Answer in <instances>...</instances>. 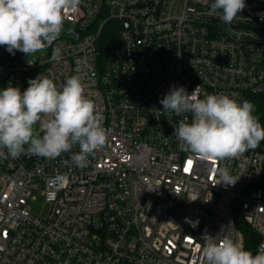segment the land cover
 Returning <instances> with one entry per match:
<instances>
[{"label": "built area", "instance_id": "1", "mask_svg": "<svg viewBox=\"0 0 264 264\" xmlns=\"http://www.w3.org/2000/svg\"><path fill=\"white\" fill-rule=\"evenodd\" d=\"M213 2L80 0L65 13L68 31L43 57L0 46V80L26 72L59 87L79 76L109 132L83 169L71 164V153L0 158V264H206L205 235H226L244 247L235 213L259 237L253 254L264 251L263 153L202 162L174 136L184 117L163 112L160 103L183 86L200 98L248 100L258 116L264 0H245L230 25L208 14ZM109 21L115 24L103 46ZM56 45L59 62L51 59ZM217 166L239 177L234 186L216 184ZM36 190L48 204L45 216L29 210Z\"/></svg>", "mask_w": 264, "mask_h": 264}, {"label": "clouds", "instance_id": "2", "mask_svg": "<svg viewBox=\"0 0 264 264\" xmlns=\"http://www.w3.org/2000/svg\"><path fill=\"white\" fill-rule=\"evenodd\" d=\"M79 4L80 0H0V46L12 55L19 51L28 56L53 46L65 30V13ZM245 7V0H214L208 14L230 25ZM61 58V47L56 45L51 59ZM28 85L23 92L13 86L0 90V158L29 153L55 159L71 153V164L86 168L89 156L108 142L109 132L80 77L70 76L58 87L53 79L38 75ZM160 103L163 112L184 117L174 127V136L181 150L202 162L235 159L264 141V126L248 100L238 102L224 93L200 98L197 89L189 94L183 86H173ZM76 146L79 152L72 153ZM212 172L218 177L216 184L234 186L239 179L226 166ZM203 239L206 264H264V251L254 255L226 235Z\"/></svg>", "mask_w": 264, "mask_h": 264}, {"label": "rangeland", "instance_id": "3", "mask_svg": "<svg viewBox=\"0 0 264 264\" xmlns=\"http://www.w3.org/2000/svg\"><path fill=\"white\" fill-rule=\"evenodd\" d=\"M64 29L65 30L63 33L67 32L69 27L67 25H64ZM48 49L49 47L43 51L29 56L27 54L21 52L20 53L24 58L38 59L43 57L48 52ZM30 79H35V77H33L30 73L26 72H19V74H8L4 80H0V90H3L8 86H13L18 87L21 92H23L29 86L28 81ZM33 196L34 198L28 201L30 212L37 216H45L48 211V204L45 202L44 197L40 194L38 190L34 191Z\"/></svg>", "mask_w": 264, "mask_h": 264}, {"label": "trees", "instance_id": "4", "mask_svg": "<svg viewBox=\"0 0 264 264\" xmlns=\"http://www.w3.org/2000/svg\"><path fill=\"white\" fill-rule=\"evenodd\" d=\"M115 23L112 21L108 22V26H104V29L102 30L101 38L105 41H103V46H106L107 44V38L109 35V32H107V29H109V25H114ZM257 113H258V120L261 123L262 126H264V94H261L257 97ZM260 152L264 155V141H261L256 147ZM234 220L235 225L237 228L243 233L244 235V248L246 250H250L253 253V250L259 240V237L257 233L250 228V226L242 219V217L235 213L234 214Z\"/></svg>", "mask_w": 264, "mask_h": 264}, {"label": "snow or ice", "instance_id": "5", "mask_svg": "<svg viewBox=\"0 0 264 264\" xmlns=\"http://www.w3.org/2000/svg\"><path fill=\"white\" fill-rule=\"evenodd\" d=\"M189 164L191 165V161L189 162Z\"/></svg>", "mask_w": 264, "mask_h": 264}]
</instances>
